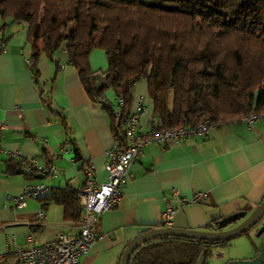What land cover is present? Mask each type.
Returning <instances> with one entry per match:
<instances>
[{"label": "crops", "instance_id": "0c3cea01", "mask_svg": "<svg viewBox=\"0 0 264 264\" xmlns=\"http://www.w3.org/2000/svg\"><path fill=\"white\" fill-rule=\"evenodd\" d=\"M31 58L25 24L8 20L4 30L0 29V251L7 245L26 247L28 233H33L38 243H47L59 231L78 232L80 204L73 208L52 197L38 196L28 197L26 205L15 210L8 199L18 195L27 182L42 183L49 190L76 189L85 180L81 164L88 160L93 162L95 181H105L104 150L114 138L110 112L86 92L64 45L53 58L41 53L35 72L30 67ZM89 63L101 80L107 67L104 50L93 48ZM138 94L147 105L141 119L146 127L152 100L144 78L134 82L131 104ZM104 95L114 102L112 88ZM65 138L70 139L76 160L70 152L62 154ZM11 151L41 165H47L51 154L58 153L54 159L57 172L27 177L19 168L6 164ZM128 170L132 176L123 182L119 201L96 220L93 231L98 237L79 257V264H119L132 238L162 226L167 204L176 208L173 227L199 230H206L213 219L239 210L252 211L264 196V113L251 124L240 117L215 123L203 136L145 143ZM198 190L206 196L186 200ZM41 205L44 216L38 217ZM251 244L258 246L254 241ZM0 264H16L13 251L4 252Z\"/></svg>", "mask_w": 264, "mask_h": 264}, {"label": "trees", "instance_id": "16d2710c", "mask_svg": "<svg viewBox=\"0 0 264 264\" xmlns=\"http://www.w3.org/2000/svg\"><path fill=\"white\" fill-rule=\"evenodd\" d=\"M8 20L26 26L32 71L41 53L53 58L64 45L94 101L112 88L127 110L134 82L144 78L163 127L264 113V0H0V29ZM93 48L107 58L101 80L89 63ZM111 128L117 131L112 114ZM8 155L6 164L27 177L41 173L24 172L30 160ZM41 197L79 204L69 186ZM218 221L206 230H217ZM229 240L159 235L135 246L127 264H195L203 249L206 264L212 247Z\"/></svg>", "mask_w": 264, "mask_h": 264}, {"label": "built area", "instance_id": "2783aa9c", "mask_svg": "<svg viewBox=\"0 0 264 264\" xmlns=\"http://www.w3.org/2000/svg\"><path fill=\"white\" fill-rule=\"evenodd\" d=\"M95 102L111 111L117 131L113 133V141L104 150L107 171L105 181L97 182L93 178L94 165L92 161H84L81 164L80 168L85 175V180L80 187L76 188V195L83 213L78 232L70 234L59 231L53 241L47 243H38L36 236L33 233H28L26 235L28 245L26 247L7 245L4 251H0V261L3 259L4 252L13 251L16 264H79V257L88 251L92 241L98 237V234L93 231L96 220L102 212L112 208L119 201L123 182L132 176L128 167L132 161L138 158L143 144L203 136L215 125L208 117L200 116L189 125L163 127L161 119L151 114L145 127L141 119L147 105L142 94L136 95L133 104L127 110H123L124 99L119 95L115 97L114 102L104 95L97 97ZM257 117L256 113L243 116L249 124ZM69 140L68 138L63 140L61 152L62 154L72 153V159L76 160L77 156L69 146ZM8 154L19 159L30 160L28 163L22 164V170L26 173L36 169L41 173L53 176L57 172L54 159L60 155L58 153L51 154L47 165L38 164L34 158L23 157L18 152L11 151ZM48 190L49 187L42 183L27 182L18 195L9 197V205L15 210L23 208L28 197L41 196ZM205 196V191L198 190L190 196V199H185L198 201ZM185 199L181 198V200ZM175 212L176 208L167 204L161 215L160 223L163 227L173 225ZM36 215L44 216L42 205L37 209Z\"/></svg>", "mask_w": 264, "mask_h": 264}, {"label": "water", "instance_id": "95a60500", "mask_svg": "<svg viewBox=\"0 0 264 264\" xmlns=\"http://www.w3.org/2000/svg\"><path fill=\"white\" fill-rule=\"evenodd\" d=\"M264 213V196L257 206L250 212L239 210L219 219L217 230H199L182 227H163L156 225L132 238L124 247L119 264H127L132 249L144 240L159 235H176L188 238L204 240H228L245 233ZM256 235L260 237L257 252L250 258L228 259L224 264H264V223L259 227ZM205 252L203 249L195 264L205 263Z\"/></svg>", "mask_w": 264, "mask_h": 264}, {"label": "rangeland", "instance_id": "374dc122", "mask_svg": "<svg viewBox=\"0 0 264 264\" xmlns=\"http://www.w3.org/2000/svg\"><path fill=\"white\" fill-rule=\"evenodd\" d=\"M263 223L264 213L245 233L231 238L227 246H213L207 257L206 264H224L228 259L252 257L255 254V250L251 241H254L259 246L261 239L256 235V232Z\"/></svg>", "mask_w": 264, "mask_h": 264}]
</instances>
